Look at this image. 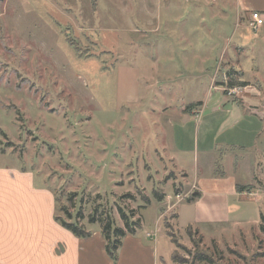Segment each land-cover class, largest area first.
<instances>
[{
	"label": "rangeland",
	"instance_id": "obj_1",
	"mask_svg": "<svg viewBox=\"0 0 264 264\" xmlns=\"http://www.w3.org/2000/svg\"><path fill=\"white\" fill-rule=\"evenodd\" d=\"M238 10L237 0H0V166L32 174L53 193L57 215L67 220V207L91 233L102 229L91 215L124 228L122 209L141 235L170 243L172 233L182 264H209L194 259L200 253L213 264H264V122L254 118L259 133L239 128L217 143L222 117L198 133L196 117L188 124L182 113L216 95L217 76L227 83L224 74L238 72L222 62L237 44ZM259 67L247 65L248 81L234 78L263 86L264 99ZM226 89L234 101L246 91ZM214 155V174H227L214 190L229 209L208 187L186 203L197 192L190 186L212 176ZM235 182L255 194L230 195Z\"/></svg>",
	"mask_w": 264,
	"mask_h": 264
},
{
	"label": "crops",
	"instance_id": "obj_2",
	"mask_svg": "<svg viewBox=\"0 0 264 264\" xmlns=\"http://www.w3.org/2000/svg\"><path fill=\"white\" fill-rule=\"evenodd\" d=\"M237 2L239 10L236 27H239L240 32L232 53L228 55V59L224 56L222 62H225L226 68H234L238 73L241 72L242 80L248 81L251 78L247 76L250 73L247 72V65L260 66L259 71L262 70L261 65H264V27L252 36L257 43L251 42L254 44L251 56L246 52V48L251 44L250 36L247 35L249 33H246L245 29L252 33L249 26L252 13L257 12L264 16V0H237ZM218 11L227 14L225 10ZM226 43H229L228 48L232 47L230 39H227ZM217 78L212 85L216 92L215 96L211 94L204 101L197 102L202 105L196 106L199 108L192 109L190 113H186L183 108L182 113L186 123L187 121L188 124L193 123L192 120L196 117V131L200 133L202 130L208 131L210 125H213V117H222L217 130L219 135L215 138L217 143L222 140L221 136L226 133H236L239 128H242L240 131L243 130L244 134V128L248 129L246 133H257L259 130L258 126H255L254 118L264 122L262 114L264 99L261 91L263 86L249 84L245 89V95L234 101L224 96L223 82L219 79L222 77L217 76ZM224 78L228 80L227 73L224 74ZM201 109L205 113L209 112L210 120L198 118ZM254 126L256 130L252 131ZM222 145L229 147L232 144ZM234 147L233 145L232 149ZM225 158L221 159L223 163ZM217 160L215 155L212 156L206 166L212 176L202 179L201 186L197 180L190 186L191 188H195L199 193L201 188L205 189V187L216 191L214 189L226 181L225 172L214 174ZM233 164L236 168L240 165L237 160ZM254 181L259 183L255 178ZM239 187L241 186L235 182L229 190L230 195L255 194V185L245 186L248 188L242 192L238 190ZM211 195L217 197L220 206L231 208L227 195L223 192H211ZM221 197H225L227 201L224 203ZM56 206L53 193L37 187L32 174L10 165L0 166V264H175L172 260L175 252V248L171 245L172 241L169 243L158 240L156 234L153 238H148L147 234L150 233L141 235L139 231L135 235L125 237L117 252V261L114 262L107 253L102 232L94 231L86 239L75 237L55 220ZM262 217L263 214L260 213V218ZM167 238L170 239L168 236Z\"/></svg>",
	"mask_w": 264,
	"mask_h": 264
},
{
	"label": "trees",
	"instance_id": "obj_3",
	"mask_svg": "<svg viewBox=\"0 0 264 264\" xmlns=\"http://www.w3.org/2000/svg\"><path fill=\"white\" fill-rule=\"evenodd\" d=\"M236 74H238V72L228 71L227 72L228 82L223 83L222 86L227 87L228 89H232L235 87H243V88L247 87L248 84L246 82H243V81L236 82V79L234 78V75ZM201 105L202 103H199L197 105H190L187 109H190L192 106H201ZM247 188L248 187H239L238 190L242 192V191L247 190ZM153 194H154L155 199L159 203H163L166 199V195L159 190H155ZM130 197H131L130 195L126 196V198H130ZM200 198H201V193L194 192L191 197H188L186 199V203L192 204L196 202L197 200H199ZM146 203L149 205L150 201L146 200ZM56 205H57V201H56ZM142 208H145V207H142ZM162 211L164 213V210ZM60 212H62L64 216L67 217V220L69 221L57 215V206H56L55 220L59 222V224L63 228L71 232L75 237L79 239H86L92 235L91 232L87 231L84 227L80 226L78 223L71 222L72 215L70 214V211L67 209V207L60 208ZM119 212H120L121 219L124 223V228H117V227L115 228L113 221L110 220L109 218L106 220H102V219L97 220L95 215H91L89 219L90 224L98 223L102 226L101 232L106 241V250H107L108 255L112 258L114 262L117 261V252L121 248L125 237L127 235H135L137 231L142 228L140 221H136V222L131 221L132 220L131 217H129L122 209H120ZM78 218L79 219L83 218V214L79 213ZM175 219L176 220L178 219L177 214L175 215ZM167 228H170L169 225L167 226ZM187 233H189L192 236V227L187 228ZM167 236L172 240L173 244H175L179 248L181 247L178 244L177 240L174 238V235L172 233L167 232ZM194 259L199 263L207 262L209 264H213L212 260L205 254H201V253L196 254L194 255ZM172 260L175 264H182L181 259L178 256L176 251L172 255Z\"/></svg>",
	"mask_w": 264,
	"mask_h": 264
},
{
	"label": "built area",
	"instance_id": "obj_4",
	"mask_svg": "<svg viewBox=\"0 0 264 264\" xmlns=\"http://www.w3.org/2000/svg\"><path fill=\"white\" fill-rule=\"evenodd\" d=\"M249 26L251 31L257 34L264 27V16L257 12L252 13ZM225 91L229 94V96H239L244 94L245 89L243 87H235L232 89H226ZM147 237L153 238V235L147 234Z\"/></svg>",
	"mask_w": 264,
	"mask_h": 264
}]
</instances>
